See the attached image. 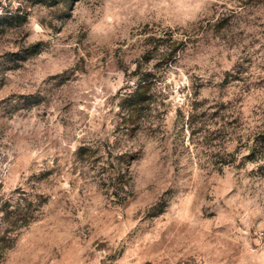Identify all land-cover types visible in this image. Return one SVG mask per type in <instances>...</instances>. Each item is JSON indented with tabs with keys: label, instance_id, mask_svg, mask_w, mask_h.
I'll return each instance as SVG.
<instances>
[{
	"label": "rangeland",
	"instance_id": "374dc122",
	"mask_svg": "<svg viewBox=\"0 0 264 264\" xmlns=\"http://www.w3.org/2000/svg\"><path fill=\"white\" fill-rule=\"evenodd\" d=\"M22 191L44 201L0 264H264V0H0V230Z\"/></svg>",
	"mask_w": 264,
	"mask_h": 264
},
{
	"label": "trees",
	"instance_id": "16d2710c",
	"mask_svg": "<svg viewBox=\"0 0 264 264\" xmlns=\"http://www.w3.org/2000/svg\"><path fill=\"white\" fill-rule=\"evenodd\" d=\"M50 5L58 3L60 0H45ZM10 17L8 19H13ZM171 52V51H170ZM163 55H168L164 53ZM150 84L151 77L148 74L139 76L133 83V87L127 88V93L122 95L123 99L120 106L121 121L125 123L127 132L132 134L138 126V119L144 107H149L150 101ZM99 148L92 149L91 147L81 146L77 150V156L80 160L94 164L96 158H100ZM111 152L108 151V156L100 164L103 174L106 176L105 181L111 187V195L120 203L123 202L128 195V177L127 171L123 169V163L128 156V153H118L110 160ZM44 198L42 196L28 195L26 192H20L19 196L14 200H8L4 203L2 212V225L4 229L0 230V244L7 243V248L11 243V235L15 230L26 227L30 222L34 221L40 213ZM14 230V231H13Z\"/></svg>",
	"mask_w": 264,
	"mask_h": 264
}]
</instances>
